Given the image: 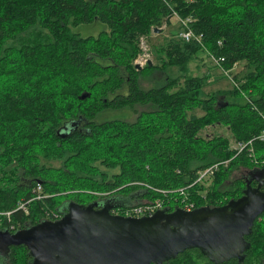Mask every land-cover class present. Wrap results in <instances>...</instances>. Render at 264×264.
<instances>
[{
    "label": "trees",
    "instance_id": "1",
    "mask_svg": "<svg viewBox=\"0 0 264 264\" xmlns=\"http://www.w3.org/2000/svg\"><path fill=\"white\" fill-rule=\"evenodd\" d=\"M176 15L191 19L200 42L172 38L156 50L161 64L137 70L141 39ZM96 22L107 26L97 37L72 31ZM204 51L223 57L225 69L243 65L240 90L200 96L207 78L189 65ZM158 68L179 75L141 88L142 74ZM139 106L133 122L96 121ZM213 126L229 128L236 142L264 128V0H0V230L57 220L71 203L98 202L123 217L139 207L226 205L246 188L233 172L264 167L246 152L234 157L227 138L201 135ZM256 152L264 156V144ZM222 161L230 164L209 185L196 183L199 170ZM246 240L242 261L228 264H264V214ZM9 256L2 263L33 262L24 246ZM165 264L214 263L193 249Z\"/></svg>",
    "mask_w": 264,
    "mask_h": 264
},
{
    "label": "water",
    "instance_id": "2",
    "mask_svg": "<svg viewBox=\"0 0 264 264\" xmlns=\"http://www.w3.org/2000/svg\"><path fill=\"white\" fill-rule=\"evenodd\" d=\"M259 174L258 187L248 185L242 197L213 209L123 217L98 202L71 203L57 221L15 233L0 230V256L24 246L31 264H165L197 249L214 264L241 261L250 248L246 237L264 214V170Z\"/></svg>",
    "mask_w": 264,
    "mask_h": 264
},
{
    "label": "rangeland",
    "instance_id": "3",
    "mask_svg": "<svg viewBox=\"0 0 264 264\" xmlns=\"http://www.w3.org/2000/svg\"><path fill=\"white\" fill-rule=\"evenodd\" d=\"M94 1V0H89ZM107 29V26L96 22L94 24L90 25H80L78 27H74L72 29L73 33L79 34L83 38H87L90 36L97 37L102 31ZM180 25L178 21L174 18L172 20V25H163L161 28L157 29L155 33H153L149 38H147V45H145L146 53L150 57V62L153 65L155 64H161V62L158 60V54L156 52L157 49H159L162 45H165L168 40L175 39L180 40L179 38V32H180ZM181 41V40H180ZM143 54V51L139 55ZM148 63V64H149ZM190 73L194 76H202L207 78V82L205 87L201 90L200 96L206 97L207 94L211 93H217L222 91H228L232 90L234 85L230 79V77L225 73V70L222 68L220 69L219 66H217L209 56L207 52H200L198 55L192 59L190 62ZM246 69L243 67V65L239 64L238 67L233 70V74H239V79L242 75L245 74ZM230 76L233 78L231 73H229ZM171 77H177L179 75V72L177 69L170 68L166 69L164 72H161V69L158 68L156 71L152 72L151 74L147 73L146 71L142 74L140 78V85L141 88L145 90L154 89V88H160L164 85L165 79L167 76ZM237 80V79H236ZM238 81V80H237ZM144 108H141L140 106L137 107L135 110H107L102 112L96 117L97 122H105V121H112V120H127L129 122H133L136 119V111H142ZM199 115H202V111H197ZM201 135L206 138H212L216 136H223L227 138L230 142L231 147H235V138L232 135V132L229 128L223 127V126H213L209 127L201 132ZM55 165H58V163H55ZM248 175V170L241 168L236 169L231 179H242V177ZM242 185H245V183L242 181ZM245 189V188H244ZM84 199H86L87 203L93 202L95 200L90 199L89 197H86L85 195L82 196ZM118 213V212H117ZM120 214V213H118ZM3 259L0 258V264L2 263Z\"/></svg>",
    "mask_w": 264,
    "mask_h": 264
},
{
    "label": "built area",
    "instance_id": "4",
    "mask_svg": "<svg viewBox=\"0 0 264 264\" xmlns=\"http://www.w3.org/2000/svg\"><path fill=\"white\" fill-rule=\"evenodd\" d=\"M175 19L178 21L180 28H181V30L178 34L181 41H183L185 43H191L193 40L200 42V40H201L200 36L195 35L193 29L189 26V22L191 19H183V18H180L178 15L175 16ZM145 45H147V40L145 38H142L141 39V49L143 51V54L139 55L135 61V65L139 66L141 68L145 67L150 62V57L145 52L146 51ZM209 56L211 57L212 61L217 66L220 67V69L222 68L223 70H225V73L230 77V79L234 85L233 88H237L240 90L241 83H239L236 80L235 75L232 72L233 70H235L238 67V64L237 63L234 64L232 69H225L223 67V63L225 61L223 57H217V56L212 55V54H209ZM229 73H231L233 78L230 76ZM256 143L264 144V128L262 129V131L259 135L252 138L249 141H241V142L235 141V145H234L235 147H231V149L235 151L234 157L240 156L241 154L246 152L248 158L251 160V162L253 164H257L259 167H264V156H260L256 152ZM229 164H230V161H222V162H217V163H215V164H213L207 168L199 170L198 174H197L196 183L209 185L211 183V181L215 178V176L218 174V172H220V170L223 167H228ZM41 192H42V188L40 186L38 188V199L42 198ZM20 207H23V205ZM152 207L153 206L134 208V210H132L131 212H128L127 215L132 216V217L153 216L157 211H155L154 214L149 213L147 211V208H152ZM194 209H195V205L193 203H187L185 206V211H187V212H192V211H194ZM5 215L9 216L10 213H5Z\"/></svg>",
    "mask_w": 264,
    "mask_h": 264
},
{
    "label": "flooded vegetation",
    "instance_id": "5",
    "mask_svg": "<svg viewBox=\"0 0 264 264\" xmlns=\"http://www.w3.org/2000/svg\"><path fill=\"white\" fill-rule=\"evenodd\" d=\"M246 170H248V169H246ZM262 170H264V168H256V169H254V170H248V175L247 176H244V177H242V181L245 183V185H246V187L248 186V185H251L252 187H258V185H259V181H258V179H259V176H260V171H262ZM258 178V179H257ZM246 189V188H245ZM262 190H264V186L262 187ZM242 197V196H241ZM169 212H172V211H169ZM110 213H111V211H110ZM66 214V212L65 213H60L59 215H58V219L57 220H59V219H61L64 215ZM111 214H113L114 215V213L112 212ZM57 220H54V221H57ZM46 221H52V220H46ZM41 222H45V221H41ZM41 222H39V223H41ZM53 222V221H52ZM39 223H37V224H39ZM37 224H35V225H37ZM35 225H33V226H35ZM30 226V225H29ZM33 226H30V228L31 227H33ZM27 229H29V228H27ZM13 248H15V247H12L11 248V251H12V249ZM0 258H2L3 260H4V262L6 263L11 257L10 256H5V257H2V256H0ZM235 259H237V258H235ZM235 259H232L231 261H229V262H232L233 260H235ZM242 261V260H241ZM229 262H226V263H224V264H228Z\"/></svg>",
    "mask_w": 264,
    "mask_h": 264
},
{
    "label": "bare ground",
    "instance_id": "6",
    "mask_svg": "<svg viewBox=\"0 0 264 264\" xmlns=\"http://www.w3.org/2000/svg\"><path fill=\"white\" fill-rule=\"evenodd\" d=\"M37 192V191H36ZM37 194V193H36ZM41 200V199H40ZM24 206V205H23ZM19 207V206H18ZM11 213V212H10ZM250 243V242H249Z\"/></svg>",
    "mask_w": 264,
    "mask_h": 264
}]
</instances>
